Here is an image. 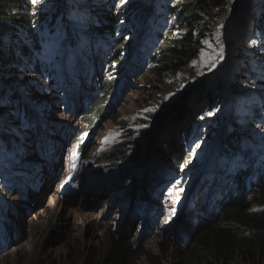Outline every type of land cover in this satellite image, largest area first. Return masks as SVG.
Returning a JSON list of instances; mask_svg holds the SVG:
<instances>
[{
  "label": "rangeland",
  "instance_id": "obj_1",
  "mask_svg": "<svg viewBox=\"0 0 264 264\" xmlns=\"http://www.w3.org/2000/svg\"><path fill=\"white\" fill-rule=\"evenodd\" d=\"M27 1L41 13L27 58L39 74L15 72L10 85L0 77V102L11 113L0 114V264H205L184 254L183 227L210 219L208 229L222 227L230 216L218 208L235 191L233 179L240 174L249 186L264 171V36L250 28L264 20V7L250 15L264 1L229 0L196 56L161 82L154 59L176 34L169 11L177 0ZM110 8L119 14L115 36L128 42L122 66L111 61L113 37L87 30ZM124 69L119 104L87 136L79 96L98 94V82ZM161 140L179 147L161 159L169 167L152 159ZM244 188L253 193L250 211L261 209L256 191ZM49 203L56 211L35 224ZM10 205L13 216L4 213ZM97 209L111 213L87 220ZM33 241V251L14 257Z\"/></svg>",
  "mask_w": 264,
  "mask_h": 264
},
{
  "label": "trees",
  "instance_id": "obj_2",
  "mask_svg": "<svg viewBox=\"0 0 264 264\" xmlns=\"http://www.w3.org/2000/svg\"><path fill=\"white\" fill-rule=\"evenodd\" d=\"M227 3L229 0H177L175 6L170 8L169 12L175 18L173 32L176 34L170 35L164 41L165 44L160 49V56L155 58L156 60L154 59L153 73L160 82L166 76L178 73L196 56L200 35L211 26L214 19L223 16V9ZM113 9L110 8L108 13L107 11L99 13L100 15L96 18L94 25L87 30L114 36L120 20L117 10ZM40 14L27 0H0V77L5 85L12 84L17 78L14 74L17 73L22 77H26V75L34 79L38 77L39 67L37 63L27 58L29 49H36L37 37L34 28L39 25ZM250 28H254L256 34L264 36V20L253 21ZM125 42L124 37H122L115 39L110 45V48L115 47L111 57L112 62L122 64L125 55L123 51L127 46ZM125 72L119 73L118 77L110 81L98 82L96 87L98 94L91 99L92 101L88 102L86 108H83L82 105L77 108L79 120L84 122L81 128L87 136H91L97 126L105 124V118L110 115L114 106L119 104L118 92L122 89L121 80L125 78ZM1 91L3 93L6 90L2 89ZM16 97V94L11 95V99ZM8 106L0 102V114L10 116ZM260 109L261 106L256 109L257 112ZM0 125H2L1 121ZM1 129L3 131L5 128L2 126ZM13 130L14 126L8 132L11 133ZM231 136L238 141L243 137L241 133L237 134V132H232ZM2 137H6L4 133ZM231 144H233V140H231ZM178 149V145L170 148L161 140L159 151L154 154L153 159L167 166L168 164L162 162L161 159L168 152L178 154ZM123 150L120 147L114 152H123ZM173 163L172 166L178 164L176 161ZM115 164L116 162L110 164V168ZM240 178L241 175L233 179L236 183L235 191L227 197L218 209L222 215L228 214L230 216V220H225L222 227L216 225L208 229L212 219L186 225V234L189 236V240L183 252L190 260L201 258L205 264H218L213 262V259L219 258L220 260L222 258L227 260V264H240L235 255L236 251H240L247 260V264H250V261L252 264H264V261L263 263L258 261V258L264 260V171L255 183L251 184L253 192L256 191V196H253L252 200L261 207L254 212L250 211L248 205L251 200L248 198L253 193L250 194L249 189L241 185ZM204 210L203 205L199 211L202 213ZM118 263L123 264L124 259L120 258ZM241 264L245 263L241 262Z\"/></svg>",
  "mask_w": 264,
  "mask_h": 264
},
{
  "label": "bare ground",
  "instance_id": "obj_3",
  "mask_svg": "<svg viewBox=\"0 0 264 264\" xmlns=\"http://www.w3.org/2000/svg\"><path fill=\"white\" fill-rule=\"evenodd\" d=\"M264 1V0H263ZM255 3V2H254ZM253 3V4H254ZM251 3H249L248 4V2H247V6H249ZM262 7H264V4H260V5H258L257 6V8H254L253 9V11H252V14H250V15H253V16H256V12L258 11L257 9L258 8H262ZM243 8H244V5H243ZM261 13H263L264 14V10H263V12H261ZM260 13V14H261ZM243 14H244V12H243ZM257 15V16H261V15ZM262 14V15H263ZM248 15V14H247ZM256 16V17H257ZM238 30V29H237ZM238 32H240V31H238ZM235 105V104H234ZM233 104H231V107H235ZM6 193V192H5ZM99 196L101 197V195L99 194ZM54 198H56V197H54ZM55 201H56V204H57V202H58V204H59V201L57 200V199H55ZM12 203V202H11ZM5 205V204H4ZM92 205V208L93 207H96L97 205H95V204H91ZM58 206V205H57ZM11 205H10V212H9V208L8 207H6V211L4 212L6 215H10V216H13V212H11ZM105 207H103L102 209H104ZM56 209L57 208H54V207H51V205H50V203L49 204H47L45 207H44V211H45V215L43 216V215H37V216H39V217H37L36 218V222H35V224H38V225H41L42 223H43V218L44 217H46V214H48L49 212H51L52 211V214H54L53 212L54 211H56ZM101 212L99 213L98 212V209H97V211H94L95 213V215H93V217H86V219L87 220H89V221H97V219H99L100 217H101V219L105 216V213L107 214V213H109L110 211L108 210V212H107V210L105 209V210H100ZM17 219V218H16ZM18 220V219H17ZM13 222H15V220L13 221ZM97 234V233H96ZM99 236V235H98ZM93 238H95V235H93ZM133 242H135V240L133 241ZM35 244V241H33L30 245H22L21 246V249H18V252L15 254H13L14 255V257H16V255L17 256H24V254H27V253H29L30 251H33V249H34V246L36 245H34ZM13 258V257H12Z\"/></svg>",
  "mask_w": 264,
  "mask_h": 264
},
{
  "label": "snow or ice",
  "instance_id": "obj_4",
  "mask_svg": "<svg viewBox=\"0 0 264 264\" xmlns=\"http://www.w3.org/2000/svg\"><path fill=\"white\" fill-rule=\"evenodd\" d=\"M31 2H32L33 4H36V3H38V0H31ZM121 2L123 3V2H125V0H121Z\"/></svg>",
  "mask_w": 264,
  "mask_h": 264
},
{
  "label": "clouds",
  "instance_id": "obj_5",
  "mask_svg": "<svg viewBox=\"0 0 264 264\" xmlns=\"http://www.w3.org/2000/svg\"><path fill=\"white\" fill-rule=\"evenodd\" d=\"M241 140H242V139H241ZM241 140H240V141H241Z\"/></svg>",
  "mask_w": 264,
  "mask_h": 264
}]
</instances>
